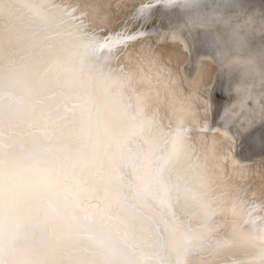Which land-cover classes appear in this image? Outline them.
<instances>
[{
  "label": "clouds",
  "instance_id": "obj_1",
  "mask_svg": "<svg viewBox=\"0 0 264 264\" xmlns=\"http://www.w3.org/2000/svg\"><path fill=\"white\" fill-rule=\"evenodd\" d=\"M171 3L182 10L197 11L194 18L212 26L206 42L209 50L217 43L223 45V37L214 30L215 24H221L232 34L234 19L243 14L238 0H230L226 5L231 11L228 16L219 13V5L212 0H171ZM66 4L73 8L85 5L81 0H66ZM35 7L32 0H0L3 14L18 13L21 9L30 12ZM42 15L62 37L59 58L66 68L72 69L85 44L80 13L56 10L54 14ZM246 21L255 22L252 17ZM32 23L38 21L31 14L26 25ZM83 23L84 30L95 31L91 22ZM139 57L150 95L144 94L136 80L122 79L109 67L84 66L77 69L70 84L54 80L43 89L47 97L75 104L52 125L48 135L25 134L24 138L4 141L0 151V174L4 181V215L0 222L3 264H62L68 260L105 264L109 257L87 242L78 248L54 249L52 239L68 227L110 241L119 250L115 259L120 264H220L221 256L233 249L242 250L243 255L232 264H264V214L249 218L239 213L232 221L229 235L218 234L214 217L224 194L212 160L219 142L213 143L211 154L190 138L181 145L179 126L189 119L203 117V108H197L203 97L196 91L185 95L182 89L177 95L178 80L161 87L160 78L153 75L155 65L147 50L142 48ZM44 63L46 58L41 57L33 68ZM111 68L115 69V64ZM247 72L254 82L253 94H264V53ZM134 129L136 134L129 137L128 144L138 159L129 167L128 145L122 144L121 138ZM104 148L112 160L103 174L97 175L96 152ZM170 153L175 154L161 169V159ZM81 155H86L90 162L89 166L76 169L87 190L69 188L67 183L58 184L54 192L43 190L42 182L50 174L63 175ZM15 183L30 186L36 198L21 201L13 209ZM74 196L79 197L80 207L89 205L92 197L110 204L111 210L105 214L109 218L94 212L70 213L76 216L73 223L48 212L50 199L68 206ZM236 199L241 206L247 203L242 197ZM241 219L251 227L245 229ZM157 221L165 224L163 232L152 227Z\"/></svg>",
  "mask_w": 264,
  "mask_h": 264
},
{
  "label": "snow or ice",
  "instance_id": "obj_2",
  "mask_svg": "<svg viewBox=\"0 0 264 264\" xmlns=\"http://www.w3.org/2000/svg\"><path fill=\"white\" fill-rule=\"evenodd\" d=\"M171 3V0H166ZM50 9L60 10L65 13L79 12L84 46L75 58L72 69L65 67L59 58L61 53L59 41L60 34L53 30L43 16ZM33 20L27 26L28 36L21 38L20 33L6 31L11 23L0 13V151L3 150L4 141L24 138L25 134L46 136L53 129L59 118L69 110L75 108L72 102H58L52 97L43 95V89L54 81L61 80L65 85L71 83V79L77 74V69L84 66L90 68L109 67L111 72L125 80H136L138 86L143 89L145 95L151 94V89L144 80L141 71L139 52L145 43L155 37L156 43L163 42L188 59L192 56V45L185 37L179 36L171 28L167 14L162 12L156 0H137L125 23L118 29L109 28V19L101 15L90 5L73 8L61 0L60 4L52 3V0H39L34 10H30ZM84 21H89L96 26L95 31L84 30ZM260 30L264 32V24ZM103 33V35H100ZM174 52H168L171 60ZM41 57L46 58V63L34 69L33 64ZM7 60V70L5 61ZM206 63L203 57L196 60V76L189 80L191 88L200 89L201 80L199 68ZM117 65L115 69L111 65ZM203 99L201 105L204 111L202 118H193L191 126L183 123L179 126V138L181 145L186 139H199L211 137L213 143H227L228 151L224 154V160H230L235 168H247L248 164L240 163L232 151L237 146L240 137L243 142L239 146L251 154L257 145L264 149V94L255 95L251 90L242 89L235 84L225 85L223 81L209 79L203 86ZM225 96L228 97L225 100ZM211 112V117L209 113ZM64 122V121H60ZM235 129V131H233ZM137 130H130L121 138V143L128 145L126 160L129 167H133L138 159V154L128 144L129 137L135 135ZM219 138V139H218ZM175 153L161 159V169L167 166L169 159ZM242 158L247 159L243 153ZM111 154L107 148L100 149L95 156V173L102 175L104 168L110 164ZM86 155L79 156L71 167L61 175L50 174L43 182L45 191L54 192L60 183H67L69 188L87 190L82 184L76 169L89 166ZM262 172H264V159L261 160ZM237 192H243L251 207L247 213L249 218L259 211L264 212V183L258 189L251 192L246 188H237ZM35 199L36 194L30 186L24 183H15L12 193L11 207L15 209L19 202L27 199ZM48 212L53 217H59L66 222H75V213L86 215L94 212L97 215H105L111 210L110 204L90 198L89 205L79 206V197L74 196L68 206H61L57 199L48 201ZM233 210L239 211V203L233 201ZM4 215V181L0 174V222ZM109 217L105 215V219ZM89 243L100 249L106 257L105 264H120L115 259L119 256V250L113 244L95 234L79 230L74 227L65 228L52 239L54 249L78 248L83 243ZM0 264H3L0 259ZM62 264H95L94 261L81 262L68 260Z\"/></svg>",
  "mask_w": 264,
  "mask_h": 264
},
{
  "label": "bare ground",
  "instance_id": "obj_3",
  "mask_svg": "<svg viewBox=\"0 0 264 264\" xmlns=\"http://www.w3.org/2000/svg\"><path fill=\"white\" fill-rule=\"evenodd\" d=\"M35 4L39 0H32ZM82 3L90 5L99 14L106 15L109 19V26L113 30L118 29L126 22L129 13L136 5L137 0H81ZM230 0H212L213 4L219 5L217 11L224 16L231 15V11L226 7ZM54 4H60L61 0H52ZM160 5L162 12L167 14L171 28L179 36L185 37L192 45V56L186 59L179 49H174L169 44L156 43L155 37L148 40L143 46L149 53V58L154 62L153 75L160 78L161 87L164 83H170L172 80H178L179 89L183 90L185 95L192 91H196L202 96L203 86L207 84L209 79L223 81L225 85L235 84L242 89L252 90L253 81L248 75L247 69L250 65L256 63L261 53H264V32L260 30L261 24H264V0H238L242 6V16H237L233 21L234 32L229 34V30L225 29L221 24H215V32L223 37V45L215 44L212 50L207 46V38L210 25L198 22L194 17L197 11H186L179 8L177 4L167 3L166 0H156ZM55 9H50L46 13L54 14ZM3 14V13H2ZM6 18L11 19V23L6 29L12 33H20L21 38L28 36L26 31V20L31 13L27 9H21L20 12L3 14ZM247 17H252L255 22L246 21ZM174 52L171 60L168 52ZM198 57H203L206 63L199 68L201 88H191L188 81L196 76ZM246 61L247 63H243ZM117 67V65H115ZM203 97V96H202ZM228 97L225 96V100ZM197 108H202L201 104H197ZM165 115L169 113L165 111ZM211 116V112L209 113ZM191 119L185 126L190 127ZM175 127V124L173 125ZM235 131V129H233ZM219 139V138H218ZM192 143L197 145L201 150L208 152L213 151V141L211 137L205 141L199 139H191ZM243 142V137L237 143L232 151V155L240 161V163L248 164L247 168H235L230 160H224L227 143H218L215 146V158L212 160L213 171L219 176L221 191L223 192L222 204L214 217V223L217 225L218 234L228 236L231 231L232 221L237 214L247 213L251 207V202L243 195V192H237V188H246L251 192L258 189L261 183H264V172H262L261 160L264 159V149L259 145L256 146L254 152L249 154L242 149L239 144ZM241 153L247 159L242 158ZM242 197L245 203L243 206L236 197ZM233 201L239 203V211L233 210ZM264 214L257 209L254 215ZM241 224L245 229L250 228V224ZM153 228H159L161 232L165 229V224L157 221L152 225ZM243 255L242 250L233 249L226 251L220 258V264H232L233 260L240 259Z\"/></svg>",
  "mask_w": 264,
  "mask_h": 264
}]
</instances>
